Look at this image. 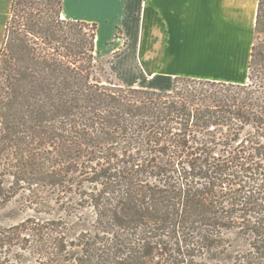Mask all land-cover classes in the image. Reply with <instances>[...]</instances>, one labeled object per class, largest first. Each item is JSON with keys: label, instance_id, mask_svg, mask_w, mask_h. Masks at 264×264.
I'll return each instance as SVG.
<instances>
[{"label": "trees", "instance_id": "16d2710c", "mask_svg": "<svg viewBox=\"0 0 264 264\" xmlns=\"http://www.w3.org/2000/svg\"><path fill=\"white\" fill-rule=\"evenodd\" d=\"M13 0L0 49V264H264V0L248 81L126 87L98 25ZM16 203V206L12 205Z\"/></svg>", "mask_w": 264, "mask_h": 264}, {"label": "crops", "instance_id": "0c3cea01", "mask_svg": "<svg viewBox=\"0 0 264 264\" xmlns=\"http://www.w3.org/2000/svg\"><path fill=\"white\" fill-rule=\"evenodd\" d=\"M117 1L111 34L103 38L98 24L96 55L114 58L110 65L125 85L151 79L154 90L169 92L176 77L248 81L258 0Z\"/></svg>", "mask_w": 264, "mask_h": 264}, {"label": "rangeland", "instance_id": "374dc122", "mask_svg": "<svg viewBox=\"0 0 264 264\" xmlns=\"http://www.w3.org/2000/svg\"><path fill=\"white\" fill-rule=\"evenodd\" d=\"M127 0H122L120 2V6L124 4ZM13 0H0V49L4 41V37L6 34V26L9 19L10 8L12 5ZM117 0H65V11L66 19H78L81 21H86L88 23H96L101 26L100 34L104 37H107L111 34L112 29L114 28V18L116 19L115 15L111 14V11L117 7ZM70 16V18H68ZM122 31L118 28L117 29V36H121ZM96 59L99 65L102 66L105 72L101 73V77L104 81L106 79H110L112 82L129 87L124 84L122 79L118 76V74L113 70L110 63L114 61V58H107L104 61L96 55ZM157 81H152L151 79L145 82H142V87H132V88H141L147 90H154L156 88ZM174 86V82H173ZM173 87H171L172 91ZM156 91V90H155ZM169 91V92H171ZM165 92V91H162ZM13 207L16 206V203L12 205ZM12 219L6 216L5 213H0V225L6 226L13 224L21 219Z\"/></svg>", "mask_w": 264, "mask_h": 264}, {"label": "bare ground", "instance_id": "6f19581e", "mask_svg": "<svg viewBox=\"0 0 264 264\" xmlns=\"http://www.w3.org/2000/svg\"><path fill=\"white\" fill-rule=\"evenodd\" d=\"M64 16H65V15H64ZM64 16H63V17H64ZM64 18H65V17H64Z\"/></svg>", "mask_w": 264, "mask_h": 264}]
</instances>
